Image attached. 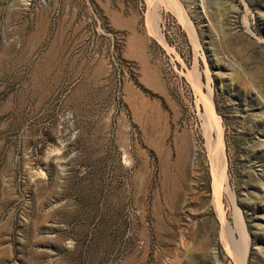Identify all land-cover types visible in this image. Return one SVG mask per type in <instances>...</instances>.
Wrapping results in <instances>:
<instances>
[{"label": "rangeland", "instance_id": "rangeland-1", "mask_svg": "<svg viewBox=\"0 0 264 264\" xmlns=\"http://www.w3.org/2000/svg\"><path fill=\"white\" fill-rule=\"evenodd\" d=\"M43 1L0 0V264H236L196 81L264 264V0Z\"/></svg>", "mask_w": 264, "mask_h": 264}, {"label": "bare ground", "instance_id": "bare-ground-1", "mask_svg": "<svg viewBox=\"0 0 264 264\" xmlns=\"http://www.w3.org/2000/svg\"><path fill=\"white\" fill-rule=\"evenodd\" d=\"M164 2L168 8L173 7L172 0H158ZM177 11V9H175ZM179 13V12H178ZM177 13V14H178ZM179 15V14H178ZM154 19L153 28L156 27V18ZM197 80V79H196ZM195 82V81H194ZM198 92L202 99L203 116H202V138L204 140V148L206 151V158L208 162V170L211 178V206L214 209L216 217L219 220L221 231L220 241L221 245L229 249V254L236 264H245V258L248 247V237L241 225L237 209L234 208V222L235 230L238 234V240L234 241L231 235L228 234V227L225 221V214L222 210L221 200L226 192L225 188V159L224 148L222 142V128L219 118L215 115L211 92L207 89V94L201 96L200 88L196 81ZM195 163L192 165L193 183L197 179V170H195ZM235 207V206H234Z\"/></svg>", "mask_w": 264, "mask_h": 264}, {"label": "built area", "instance_id": "built-area-1", "mask_svg": "<svg viewBox=\"0 0 264 264\" xmlns=\"http://www.w3.org/2000/svg\"><path fill=\"white\" fill-rule=\"evenodd\" d=\"M39 2H44L43 0H38Z\"/></svg>", "mask_w": 264, "mask_h": 264}]
</instances>
